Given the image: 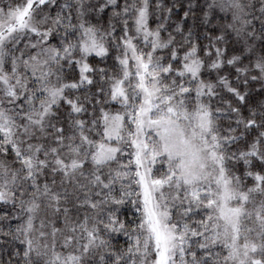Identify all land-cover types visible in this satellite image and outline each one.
<instances>
[{
  "label": "snow or ice",
  "instance_id": "1",
  "mask_svg": "<svg viewBox=\"0 0 264 264\" xmlns=\"http://www.w3.org/2000/svg\"><path fill=\"white\" fill-rule=\"evenodd\" d=\"M0 264H264V0H0Z\"/></svg>",
  "mask_w": 264,
  "mask_h": 264
}]
</instances>
